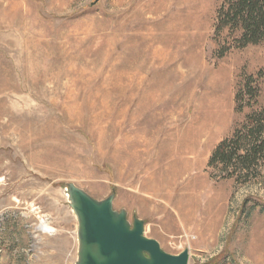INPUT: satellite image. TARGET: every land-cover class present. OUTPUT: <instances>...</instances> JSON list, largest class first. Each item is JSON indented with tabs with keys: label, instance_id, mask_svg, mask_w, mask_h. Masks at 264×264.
<instances>
[{
	"label": "rangeland",
	"instance_id": "1",
	"mask_svg": "<svg viewBox=\"0 0 264 264\" xmlns=\"http://www.w3.org/2000/svg\"><path fill=\"white\" fill-rule=\"evenodd\" d=\"M94 1L0 0V264H76L68 183L189 264H264V157L209 166L264 119V38L229 0Z\"/></svg>",
	"mask_w": 264,
	"mask_h": 264
},
{
	"label": "water",
	"instance_id": "2",
	"mask_svg": "<svg viewBox=\"0 0 264 264\" xmlns=\"http://www.w3.org/2000/svg\"><path fill=\"white\" fill-rule=\"evenodd\" d=\"M66 192L78 221L76 264H189L188 249L168 253L145 234V219L130 220L127 210L115 209L114 193L97 199L73 183Z\"/></svg>",
	"mask_w": 264,
	"mask_h": 264
},
{
	"label": "trees",
	"instance_id": "3",
	"mask_svg": "<svg viewBox=\"0 0 264 264\" xmlns=\"http://www.w3.org/2000/svg\"><path fill=\"white\" fill-rule=\"evenodd\" d=\"M219 19L223 23L219 26L224 27L242 22L246 29L244 37H248V41L259 42L264 38V0H229L227 9L226 6L221 8ZM257 127L255 133L250 130L251 138L244 142L243 147L239 129L232 138L220 142L209 161V166L221 163L227 170L238 166L241 170L249 171L259 156L264 157V140L260 141L264 131V119L257 121ZM262 205L260 211L264 214V202Z\"/></svg>",
	"mask_w": 264,
	"mask_h": 264
},
{
	"label": "bare ground",
	"instance_id": "4",
	"mask_svg": "<svg viewBox=\"0 0 264 264\" xmlns=\"http://www.w3.org/2000/svg\"><path fill=\"white\" fill-rule=\"evenodd\" d=\"M43 229H46L47 230V226H44ZM46 232V231H45Z\"/></svg>",
	"mask_w": 264,
	"mask_h": 264
}]
</instances>
